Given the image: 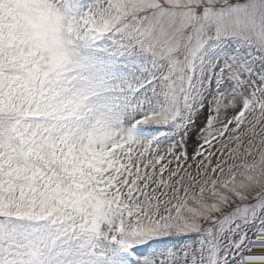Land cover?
Segmentation results:
<instances>
[{"label": "rangeland", "instance_id": "obj_1", "mask_svg": "<svg viewBox=\"0 0 264 264\" xmlns=\"http://www.w3.org/2000/svg\"><path fill=\"white\" fill-rule=\"evenodd\" d=\"M0 264H264V0H0Z\"/></svg>", "mask_w": 264, "mask_h": 264}, {"label": "bare ground", "instance_id": "obj_2", "mask_svg": "<svg viewBox=\"0 0 264 264\" xmlns=\"http://www.w3.org/2000/svg\"><path fill=\"white\" fill-rule=\"evenodd\" d=\"M115 129L116 130H114V132L117 133L119 137H125L124 129H120V127L115 128Z\"/></svg>", "mask_w": 264, "mask_h": 264}]
</instances>
